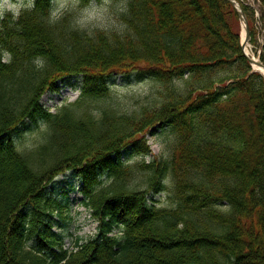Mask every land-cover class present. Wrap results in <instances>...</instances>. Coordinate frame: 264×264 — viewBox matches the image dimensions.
Here are the masks:
<instances>
[{
  "label": "trees",
  "instance_id": "obj_1",
  "mask_svg": "<svg viewBox=\"0 0 264 264\" xmlns=\"http://www.w3.org/2000/svg\"><path fill=\"white\" fill-rule=\"evenodd\" d=\"M53 1L0 15V264H264V79L232 4L113 0L119 29L88 33L70 13L51 18ZM240 5L264 66L254 10ZM133 71L154 90L121 112L109 82ZM72 77L78 98L45 109L41 96ZM156 126L168 128V157L125 163L149 153L143 132ZM65 172L97 222L73 249L54 231L64 205L46 191Z\"/></svg>",
  "mask_w": 264,
  "mask_h": 264
},
{
  "label": "rangeland",
  "instance_id": "obj_2",
  "mask_svg": "<svg viewBox=\"0 0 264 264\" xmlns=\"http://www.w3.org/2000/svg\"><path fill=\"white\" fill-rule=\"evenodd\" d=\"M34 0H0V15L10 14L17 16L23 9L29 8ZM241 8L240 2L249 5L253 10L252 27L255 30V37L258 44L264 42V25L260 21V12L258 3L255 0H235ZM244 1V2H243ZM122 4L113 0H92L87 5H80L77 0H54L51 18H57L61 14L70 13L71 20L79 29L91 33L94 30H118L119 22L117 14ZM235 9V7L233 6ZM242 10V9H241ZM236 11V9L234 10ZM237 13V11H236ZM246 19V17H245ZM236 22L237 31L242 42V24L238 17ZM250 19H246L248 30L250 28ZM249 32V31H248ZM248 50V56L259 61V50L247 41L245 44ZM6 57H4V61ZM139 70H143L142 68ZM139 71H133L128 76H116L110 79V90L118 103V109L121 112H131L137 109V102L144 101V98L153 92V83L146 77H138ZM80 77H72L68 80H62L59 83L57 92H47L41 96L40 103L50 112H56L61 106L74 102L80 93ZM141 102V103H142ZM28 127L31 124H27ZM37 132H24L20 135V150H29L38 141V134L44 129V126L38 124ZM146 145L149 147V153L144 157H129L124 159L125 163L133 164L140 161L145 163L158 161L161 158L168 157L167 144L169 142V131L167 127L159 126L149 128L143 132ZM79 180L72 172H65L58 175L47 185L46 191L50 197L60 201L64 205L61 217L56 215L54 220L56 225L54 231L62 238L64 249H73L75 243H83L92 237L96 232L97 222L91 216V212L82 205L83 196L79 192ZM149 197V196H148ZM157 205L166 203L167 198L164 193L153 197ZM150 203V202H149Z\"/></svg>",
  "mask_w": 264,
  "mask_h": 264
},
{
  "label": "water",
  "instance_id": "obj_3",
  "mask_svg": "<svg viewBox=\"0 0 264 264\" xmlns=\"http://www.w3.org/2000/svg\"><path fill=\"white\" fill-rule=\"evenodd\" d=\"M228 1L232 4V6L235 7L240 21H243V24H244L243 28H244V32H245L246 37H245V41L242 40V42L240 43L243 55L247 58L250 66L252 68V71L259 73L264 78V74H262L258 69H256V66H257L258 68H261V69L264 70V66L259 61H257V60L255 61L252 58H250L245 52V44H246V41H248V38H249V32H248L249 30H248V26H247V23H246L245 16H244L240 6L238 5V3L235 0H228Z\"/></svg>",
  "mask_w": 264,
  "mask_h": 264
},
{
  "label": "bare ground",
  "instance_id": "obj_4",
  "mask_svg": "<svg viewBox=\"0 0 264 264\" xmlns=\"http://www.w3.org/2000/svg\"><path fill=\"white\" fill-rule=\"evenodd\" d=\"M241 24H242V27H243L244 26L243 21H241ZM245 37H246V35H245V32H244V28H242V34H241L242 40L245 41ZM246 43H247V41H246ZM245 52H246L247 55L249 54L248 50L246 49V47H245ZM252 59L256 61V59H254V58H252ZM256 69H258L262 74H264V70L263 69L258 68L257 66H256Z\"/></svg>",
  "mask_w": 264,
  "mask_h": 264
}]
</instances>
